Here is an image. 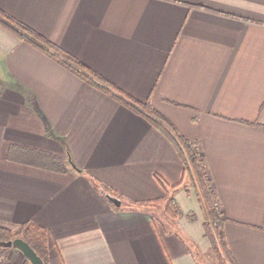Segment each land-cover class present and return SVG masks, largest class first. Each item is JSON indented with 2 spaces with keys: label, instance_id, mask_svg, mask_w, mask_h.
Here are the masks:
<instances>
[{
  "label": "crops",
  "instance_id": "0c3cea01",
  "mask_svg": "<svg viewBox=\"0 0 264 264\" xmlns=\"http://www.w3.org/2000/svg\"><path fill=\"white\" fill-rule=\"evenodd\" d=\"M0 9L185 136L234 264H264V0H0ZM15 144L69 153L81 171L20 161ZM184 167L144 113L0 24V226L45 227L48 264L210 263L207 210ZM157 197L181 214L127 204ZM3 258L30 264L15 246H0Z\"/></svg>",
  "mask_w": 264,
  "mask_h": 264
},
{
  "label": "trees",
  "instance_id": "16d2710c",
  "mask_svg": "<svg viewBox=\"0 0 264 264\" xmlns=\"http://www.w3.org/2000/svg\"><path fill=\"white\" fill-rule=\"evenodd\" d=\"M0 24L4 25L19 37L33 42L35 45L44 49L47 53H50L57 58L59 62L69 67L88 82L103 89L104 91L110 92L123 103L130 106L133 110L144 113L159 130L171 139L179 156L185 162V171H188L192 175L194 183L207 210L208 218L203 221V227L205 234L210 240L211 249L218 257V264H234V261L226 248L224 239L218 233L221 225V216L217 207L216 194L211 186L205 165L199 156L197 148L185 136L180 134L164 116L151 107L150 104L133 98L114 84L105 81L98 73L88 68L75 57L65 53L48 39L37 34L31 28L19 22L1 9ZM14 146L18 147L17 158L20 161L60 172L66 171L69 167L81 171V168L74 164L71 160L69 153H67V155H61L29 145L15 144ZM156 176L166 190V183L160 176ZM90 179L97 189L115 193L112 188L103 185L102 181L99 179L95 177H90ZM178 184L179 183L173 185L171 188H176ZM164 198L165 197H157L145 200H131L127 201V204L134 207L154 206L161 203ZM172 213L174 216H177L178 214H181V211L179 209H175V212ZM187 216L189 219L194 218L193 213H190L189 215L187 214ZM17 236L25 239L35 252L41 256L43 263L48 264V231L45 227L33 221H25L15 229L0 226V239L7 240Z\"/></svg>",
  "mask_w": 264,
  "mask_h": 264
},
{
  "label": "water",
  "instance_id": "95a60500",
  "mask_svg": "<svg viewBox=\"0 0 264 264\" xmlns=\"http://www.w3.org/2000/svg\"><path fill=\"white\" fill-rule=\"evenodd\" d=\"M106 197L115 203L116 205H120L121 199H119L117 196L112 195L110 193H107L104 191ZM0 246L3 247H9V246H15L18 247L23 254L26 256V258L30 261V264H44L43 260L40 255H38L35 250L31 247V245L22 237L17 236L11 239H0Z\"/></svg>",
  "mask_w": 264,
  "mask_h": 264
},
{
  "label": "rangeland",
  "instance_id": "374dc122",
  "mask_svg": "<svg viewBox=\"0 0 264 264\" xmlns=\"http://www.w3.org/2000/svg\"><path fill=\"white\" fill-rule=\"evenodd\" d=\"M197 188V187H196ZM198 190V189H197ZM170 202H172L171 201V199H169V198H164V200L161 202V203H159V204H157V205H154V207L157 209V212L159 213L158 214V216H164L165 217V219H170L171 220V218H177L180 214H178L177 216H174L173 215V213L172 212H175V211H171V204H170ZM160 207H163V208H160ZM168 208V209H167ZM177 209V208H176ZM190 213H193L194 214V218H195V213L194 212H189L188 213V215L190 214ZM193 218V219H194ZM208 218V215H207V217H206V219ZM205 219V220H206ZM204 220V221H205ZM211 253H213L212 254V261L209 263V262H205L206 264H218V257H217V255H216V253L212 250V252ZM223 255V254H222ZM4 259V258H3ZM223 259H224V256H223Z\"/></svg>",
  "mask_w": 264,
  "mask_h": 264
},
{
  "label": "built area",
  "instance_id": "2783aa9c",
  "mask_svg": "<svg viewBox=\"0 0 264 264\" xmlns=\"http://www.w3.org/2000/svg\"><path fill=\"white\" fill-rule=\"evenodd\" d=\"M0 264H10L6 259H0Z\"/></svg>",
  "mask_w": 264,
  "mask_h": 264
}]
</instances>
